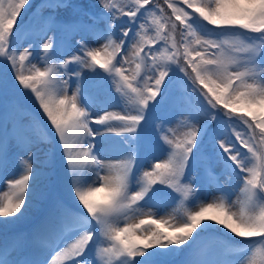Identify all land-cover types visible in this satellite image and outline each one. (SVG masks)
Segmentation results:
<instances>
[{
	"label": "snow or ice",
	"instance_id": "snow-or-ice-1",
	"mask_svg": "<svg viewBox=\"0 0 264 264\" xmlns=\"http://www.w3.org/2000/svg\"><path fill=\"white\" fill-rule=\"evenodd\" d=\"M182 3L193 11L177 0H164L170 14L159 0H42L17 27L30 0H0V61L47 118L29 119L0 77V171L16 169L0 192V264H173L181 254V264H264V0ZM113 99L123 114L92 117ZM165 105L174 119L153 120ZM149 128L164 161H141ZM106 133L123 137L115 164L94 151ZM45 143L60 148L66 197L41 187ZM201 188L220 195L201 200ZM41 201L31 233H7ZM169 206L162 219L151 211ZM217 225L230 235L217 238Z\"/></svg>",
	"mask_w": 264,
	"mask_h": 264
},
{
	"label": "rangeland",
	"instance_id": "rangeland-1",
	"mask_svg": "<svg viewBox=\"0 0 264 264\" xmlns=\"http://www.w3.org/2000/svg\"><path fill=\"white\" fill-rule=\"evenodd\" d=\"M161 4H164V0H160ZM80 2L84 3V4H88L89 2L91 3H95L96 0H80ZM127 0H117V3H126ZM185 8L186 11L192 12L191 10H189L187 7L182 6ZM165 9V8H164ZM178 23V22H177ZM221 39H229L228 37H223ZM24 47H26V43L23 45ZM71 53H69L70 55ZM125 67L129 68V74L131 72L132 69H134V65L128 66L125 65ZM143 73V72H142ZM11 74L13 75V72L11 71ZM84 75H87V70H85ZM92 92H95V89H91ZM71 94V92H70ZM33 100V98H31V101ZM33 107L35 108V110L37 111V113L40 115L39 118H37L36 116L32 115V117L34 116L37 119H40L41 117L46 118V115L42 114V110L39 108L38 104L34 102L33 100ZM105 111L107 112H112V113H117V114H123V109L116 103L115 99H113L112 101V105L110 107H108L107 109H101L99 107H97L95 110H93L91 112L92 117L96 118L99 116L104 115ZM176 115L175 109H174V113H173V117L171 119V121L174 119ZM29 117V116H28ZM32 117H29V119H31ZM110 123H112L113 125L118 126L119 122L118 121H110ZM92 127L94 128V130L97 129H103L105 126L99 125V124H93ZM187 129L184 128H178L177 129V135L182 137V134L184 131H186ZM123 138L120 136H116L114 134L111 133H106L103 135V137L101 136H97L96 140H95V144L97 145V149H95L94 151L96 152L98 158L105 164V165H109V164H115L118 162V160L120 159L123 150L121 151V145L119 143V141H121ZM154 140H152L151 142V154H149V156H154L156 157L158 160L160 161H164L167 159V156L165 155V147L164 145L161 144V142L159 141V139L156 137L155 138V143L157 145H154L153 143ZM49 147L50 148V143H45L42 145V148H46ZM247 150V149H246ZM44 154L43 157H40V160L42 162H45L43 164V166L41 167V171L44 173L43 177H42V181H41V187L48 192L49 187L53 184V180L50 177V175H48V171H51V167L54 165V163L52 161L51 164H49L48 161V152L44 149V151L42 152ZM58 159L60 162V164L58 165L57 169L59 170V173L61 174V176L64 178L65 177V172H64V161H63V157L61 155V151H58ZM35 167V166H34ZM16 169L14 167V165H11L7 172H3L0 171V192H2L5 188V179H13L14 178V173H15ZM107 173V168H105L104 171H102L100 174L104 175ZM197 175V172H196ZM90 178L91 179H95V174L94 172H92L90 174ZM66 181H61V183H65ZM99 186V184L97 185ZM67 194V193H66ZM220 193H218L214 188H201L200 191L197 193V196L201 199V200H207L208 202H211V199L213 196H219ZM232 199L235 200L236 197L235 195L232 196ZM46 206V202H38L32 209L31 211L24 217L22 218L19 222L12 224V225H20L22 224V222L27 221L31 216H35L36 214H40L41 213V209L44 211V208ZM235 210V209H234ZM144 212H147L148 209H144ZM152 212L156 213V217L157 219H162L165 217L166 213H171L173 211V206H169L167 208L164 207H160V208H153L151 209ZM140 218H147L146 216H136L133 217L132 222L133 223H138ZM3 219V218H0ZM8 219H13L12 217H9ZM211 223V222H208ZM220 226V225H217ZM0 228H4V226L2 224H0ZM240 239V238H239ZM240 242V241H238ZM242 243V242H241ZM100 263L103 264V257L100 256Z\"/></svg>",
	"mask_w": 264,
	"mask_h": 264
},
{
	"label": "trees",
	"instance_id": "trees-1",
	"mask_svg": "<svg viewBox=\"0 0 264 264\" xmlns=\"http://www.w3.org/2000/svg\"><path fill=\"white\" fill-rule=\"evenodd\" d=\"M30 2H31L32 7H31V8H28V7L26 6L25 10H23L22 13H21V17L18 18L17 23L20 22L22 19L27 18V17H28V11H29L30 9H32V8L36 5V3L40 2V1H39V0H30ZM162 6L165 8L164 11H165L166 14H170V13H171V9H168L166 4H163ZM177 38L179 39V34H177ZM6 68H7V67H5V69H6ZM180 75L182 76L183 74H180ZM200 87H202V85H201ZM16 89H17V88H16ZM205 91H206V90H205ZM17 92H18L19 94H21L20 91H19L18 89H17ZM21 96H22V98H23L25 101L28 100L26 95H22V94H21ZM237 115H238V114H237ZM257 131H259V130H257ZM228 236H229V234H228Z\"/></svg>",
	"mask_w": 264,
	"mask_h": 264
}]
</instances>
